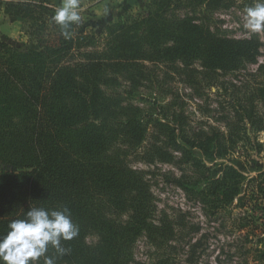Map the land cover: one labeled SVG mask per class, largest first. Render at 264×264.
I'll return each instance as SVG.
<instances>
[{
  "label": "trees",
  "instance_id": "1",
  "mask_svg": "<svg viewBox=\"0 0 264 264\" xmlns=\"http://www.w3.org/2000/svg\"><path fill=\"white\" fill-rule=\"evenodd\" d=\"M233 6L231 0H151L145 14L108 22L97 37L80 22L66 38L52 21L56 9L44 1L5 2L4 13L27 22L35 42L22 50L0 41V235L30 207H67L79 234L61 242L70 249L64 256L50 248L56 264H134L142 238L158 251L172 248L173 225L156 220L155 198L144 172L128 163L132 155L154 165L176 163L180 153L177 163L199 177L175 183L212 214L246 208L245 183L264 197V172L249 180L232 165L219 176L206 166L250 140L246 120L252 131H264L253 110L255 102L264 105V65L251 74L250 107L235 111L238 121L226 133L189 135L180 118L145 120L140 108L111 91L120 78L142 83L145 63L182 67L210 81L256 65L263 47L258 36L231 39L210 26L215 12ZM254 252L264 264V245ZM153 264L175 262L167 256Z\"/></svg>",
  "mask_w": 264,
  "mask_h": 264
},
{
  "label": "rangeland",
  "instance_id": "2",
  "mask_svg": "<svg viewBox=\"0 0 264 264\" xmlns=\"http://www.w3.org/2000/svg\"><path fill=\"white\" fill-rule=\"evenodd\" d=\"M41 1L53 7L47 1ZM231 1L234 6L215 12L210 26L213 32L231 39L245 40L258 36L263 47L256 65H250L246 71L236 75L218 74L215 80L210 81L182 67L177 69L170 65L145 63L146 77L142 83L133 84L120 78V84L111 91L125 97L126 104L131 102L140 108L145 120L180 118L189 135L214 130L226 133L228 125L238 121L235 111L239 110L242 114L244 107H250L252 90L256 85V79L251 74H256L258 68L264 65V32L253 34L244 28V9L254 0ZM150 3L151 0H80L81 22L87 32L97 37L106 23L137 18L147 12ZM186 12L182 11L181 17ZM19 20L10 25L12 27L7 35L0 25V41H7L24 50L34 45L35 41L30 35L29 24ZM14 34L15 37H8ZM195 70L201 69L196 66ZM253 110L264 122V105L255 102ZM171 123L178 129V124ZM242 126L247 129L250 140L241 142L240 149L227 159L206 160L213 176H219L225 165L236 167L249 180L264 172V149L259 152L258 147L259 144L264 146V131H252L248 120ZM152 132L153 127H149L150 136ZM196 153L201 156L200 152ZM175 155L176 163L172 164L148 165L135 155L128 158L130 166L144 172L149 182L157 206L156 220L166 218L172 223L176 236L170 244L172 248L159 251L145 238L140 239L135 247L134 264H153L158 258L167 256H171L175 264H262L255 260L254 252L264 245V197L258 188L249 186L247 189L248 183L244 184L242 196L248 195L246 208L212 214L200 202L191 200L175 183L199 177V173L189 165L177 163L180 153ZM246 224L248 230L238 231ZM255 226L258 229L252 233ZM89 241L96 242V239L90 238Z\"/></svg>",
  "mask_w": 264,
  "mask_h": 264
},
{
  "label": "clouds",
  "instance_id": "3",
  "mask_svg": "<svg viewBox=\"0 0 264 264\" xmlns=\"http://www.w3.org/2000/svg\"><path fill=\"white\" fill-rule=\"evenodd\" d=\"M80 7V0H62L52 17L66 38L71 35L70 27L81 22ZM243 15L246 30L253 34L264 32V0H254L245 7ZM7 227L8 231L0 235V264H41V261L56 264V256L70 251L61 242L79 234L67 207L62 210L30 207L24 218L11 220ZM50 248L56 256L48 254Z\"/></svg>",
  "mask_w": 264,
  "mask_h": 264
},
{
  "label": "crops",
  "instance_id": "4",
  "mask_svg": "<svg viewBox=\"0 0 264 264\" xmlns=\"http://www.w3.org/2000/svg\"><path fill=\"white\" fill-rule=\"evenodd\" d=\"M7 1H10V0H7ZM11 1H27V0H11ZM45 1H47L50 6H53L55 8L57 7V5L62 4V0H45ZM19 21H20L19 19L7 16L3 11V4L0 3V25L6 35L8 34V31L10 30V28L12 27L10 25L15 24V22L18 23ZM15 35L16 34L9 35L8 37L12 38V37H15Z\"/></svg>",
  "mask_w": 264,
  "mask_h": 264
},
{
  "label": "built area",
  "instance_id": "5",
  "mask_svg": "<svg viewBox=\"0 0 264 264\" xmlns=\"http://www.w3.org/2000/svg\"><path fill=\"white\" fill-rule=\"evenodd\" d=\"M7 0H0V3L4 4Z\"/></svg>",
  "mask_w": 264,
  "mask_h": 264
},
{
  "label": "water",
  "instance_id": "6",
  "mask_svg": "<svg viewBox=\"0 0 264 264\" xmlns=\"http://www.w3.org/2000/svg\"><path fill=\"white\" fill-rule=\"evenodd\" d=\"M0 40H1V37H0Z\"/></svg>",
  "mask_w": 264,
  "mask_h": 264
}]
</instances>
